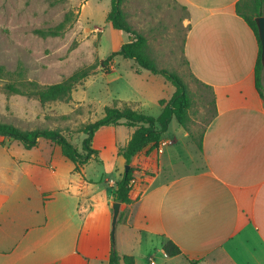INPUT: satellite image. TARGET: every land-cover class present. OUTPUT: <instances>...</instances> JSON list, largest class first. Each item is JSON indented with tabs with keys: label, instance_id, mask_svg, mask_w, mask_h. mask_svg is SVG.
<instances>
[{
	"label": "crops",
	"instance_id": "obj_1",
	"mask_svg": "<svg viewBox=\"0 0 264 264\" xmlns=\"http://www.w3.org/2000/svg\"><path fill=\"white\" fill-rule=\"evenodd\" d=\"M173 1L188 12L189 69L215 99L216 114L201 147L192 140L195 152L185 155L163 138L151 154L157 177L139 202L121 203L120 243L113 239L112 206L116 182L125 172L122 157L116 158L111 173L117 176L110 180L104 173L88 177L85 168L77 173L74 164L68 166L51 151L36 158L15 156L11 184L0 178V264H109L113 245L121 255L135 254L123 247L129 232L146 241L144 264H264L259 41L238 13L242 0ZM162 99L157 101L161 112ZM126 103L145 112L139 98ZM165 240L174 241L183 254L168 257ZM154 252L162 253L159 261ZM142 254L134 255L137 264Z\"/></svg>",
	"mask_w": 264,
	"mask_h": 264
},
{
	"label": "rangeland",
	"instance_id": "obj_2",
	"mask_svg": "<svg viewBox=\"0 0 264 264\" xmlns=\"http://www.w3.org/2000/svg\"><path fill=\"white\" fill-rule=\"evenodd\" d=\"M123 9L133 29L147 37L150 56L158 67L177 73L188 86L192 99L188 130L174 119L165 137L176 144L174 148L181 154H193L192 140L200 141L216 114V105L212 90L193 77L185 58L188 12L173 0H126ZM110 10L111 0H0V67L4 68L0 71V123H10L22 130L60 129L82 149L85 135L78 131L101 119L108 106H131L126 101L139 98L144 102L145 114L160 115L158 99L169 100L176 91L170 82L121 56L104 68L103 62L130 40V35L114 29L107 21ZM70 14L73 21L62 36L44 38L36 33L59 25ZM101 65L103 69L98 71ZM83 70L91 74L76 85L73 100L68 103L44 105L37 97L15 93L7 87L14 84L26 90L24 85L28 82L53 85ZM133 132L134 129L123 126L102 128L93 142L100 151L99 158L85 167L86 175L97 178L104 173V179H116L117 175L111 172L118 150L127 145ZM44 151L61 156L71 166L60 148L50 141L41 139L37 149L28 151L20 142L0 137L1 183L11 184L15 156L36 158ZM122 230L119 223L115 232L119 243ZM127 234L123 247L136 257L145 254L146 241L138 242L130 232ZM159 253H153L157 261L162 255ZM143 254L139 264H144Z\"/></svg>",
	"mask_w": 264,
	"mask_h": 264
},
{
	"label": "trees",
	"instance_id": "obj_3",
	"mask_svg": "<svg viewBox=\"0 0 264 264\" xmlns=\"http://www.w3.org/2000/svg\"><path fill=\"white\" fill-rule=\"evenodd\" d=\"M126 0H111V10L107 21L114 29L130 35V40L122 45L121 49L112 54L105 62L104 68H108L114 58L121 56L125 59L134 60L142 69L150 71L154 75H160L170 82L176 91L170 100L162 99L159 104L162 112L158 117L150 116L134 110L130 105L108 106L104 115L96 122L84 125L79 134H84L85 139L82 149L76 147L60 129H35L22 130L10 123H0V137L20 142L26 150L36 148L41 139L50 141L58 146L63 157L75 165V172L82 173V170L93 160H97L100 151L95 149L93 142L96 134L105 127H127L134 129L131 139L125 147L118 150V155L125 160L129 170L124 172L116 182L115 202L122 204H134L141 200L145 190L157 177L159 168L156 160L151 159L153 151L159 150L163 138L169 131L171 122L176 119L181 127L188 130L190 121V109L192 99L185 81L175 72L160 69L149 53L147 37L134 30L123 9ZM238 13L254 30L260 45V57L256 68L257 89L264 98V64L262 60V43L259 35L257 18L264 17V0H242L238 4ZM250 13V14H249ZM73 21V14H70L59 25L36 30V33L44 38L62 36L70 23ZM3 72L4 68L0 67ZM91 73L83 70L75 73L69 79L47 86H41L35 82H28L24 90L14 84L7 87L15 93L28 94L37 97L42 104L51 102H70L73 100V92L81 81ZM22 75V74H21ZM23 77V76H22ZM3 143V142H2ZM199 147L201 143L198 142ZM123 214L120 215L119 222ZM164 253L170 257L183 254L181 248L172 240H165L163 244ZM192 261L191 264H198ZM109 264H137L132 255H121L113 245Z\"/></svg>",
	"mask_w": 264,
	"mask_h": 264
},
{
	"label": "water",
	"instance_id": "obj_4",
	"mask_svg": "<svg viewBox=\"0 0 264 264\" xmlns=\"http://www.w3.org/2000/svg\"><path fill=\"white\" fill-rule=\"evenodd\" d=\"M256 20H257V24L259 28L260 40L262 43V60L264 64V17H259ZM101 69H103V65L99 67L98 71ZM128 170H129V166H126L125 171L127 172ZM112 207H113L112 233H113V239H114L116 228H117L119 218L121 215V211H122V206H121V203L115 202Z\"/></svg>",
	"mask_w": 264,
	"mask_h": 264
},
{
	"label": "built area",
	"instance_id": "obj_5",
	"mask_svg": "<svg viewBox=\"0 0 264 264\" xmlns=\"http://www.w3.org/2000/svg\"><path fill=\"white\" fill-rule=\"evenodd\" d=\"M154 264V263H153Z\"/></svg>",
	"mask_w": 264,
	"mask_h": 264
}]
</instances>
